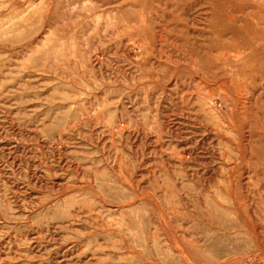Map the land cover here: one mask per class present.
Masks as SVG:
<instances>
[{"label":"rangeland","instance_id":"1","mask_svg":"<svg viewBox=\"0 0 264 264\" xmlns=\"http://www.w3.org/2000/svg\"><path fill=\"white\" fill-rule=\"evenodd\" d=\"M263 47L264 0H0V264H264Z\"/></svg>","mask_w":264,"mask_h":264},{"label":"bare ground","instance_id":"2","mask_svg":"<svg viewBox=\"0 0 264 264\" xmlns=\"http://www.w3.org/2000/svg\"><path fill=\"white\" fill-rule=\"evenodd\" d=\"M235 20H236V18H235ZM260 53H261V55L264 56V47H263V49L260 51ZM260 64H261V63H260Z\"/></svg>","mask_w":264,"mask_h":264}]
</instances>
